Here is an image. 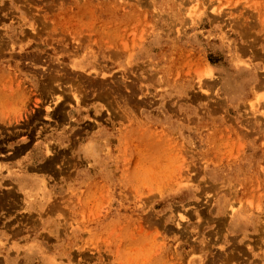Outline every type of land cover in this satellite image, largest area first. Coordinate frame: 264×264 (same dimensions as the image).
<instances>
[{
  "label": "rangeland",
  "instance_id": "rangeland-1",
  "mask_svg": "<svg viewBox=\"0 0 264 264\" xmlns=\"http://www.w3.org/2000/svg\"><path fill=\"white\" fill-rule=\"evenodd\" d=\"M218 198L264 216V0H0V264H206Z\"/></svg>",
  "mask_w": 264,
  "mask_h": 264
},
{
  "label": "crops",
  "instance_id": "crops-1",
  "mask_svg": "<svg viewBox=\"0 0 264 264\" xmlns=\"http://www.w3.org/2000/svg\"><path fill=\"white\" fill-rule=\"evenodd\" d=\"M247 192H244L243 197H248L252 193V191ZM225 197L232 200L233 196L224 194L221 198ZM221 198H218L215 205L211 207L209 219L212 222L210 231L217 230L219 234L216 247L223 248V251L219 255L209 253L202 260H206V264L210 262L212 264H264V226L262 225L264 216L256 214L254 209L246 204L235 206L236 211L231 213L228 211L230 200L225 201ZM5 229L15 230V225L10 224L0 230ZM15 234L17 233H11L12 236ZM191 263L201 264L197 258Z\"/></svg>",
  "mask_w": 264,
  "mask_h": 264
},
{
  "label": "bare ground",
  "instance_id": "bare-ground-1",
  "mask_svg": "<svg viewBox=\"0 0 264 264\" xmlns=\"http://www.w3.org/2000/svg\"><path fill=\"white\" fill-rule=\"evenodd\" d=\"M47 89H48V88H47ZM47 89H46V90H47ZM61 100H62V98H61ZM76 100H78V98H77ZM76 100H75V101H76ZM56 101H57V100H56ZM78 101H79V100H78ZM58 104H59V102H58ZM46 262H47V261H46ZM48 264H49V263H48Z\"/></svg>",
  "mask_w": 264,
  "mask_h": 264
}]
</instances>
